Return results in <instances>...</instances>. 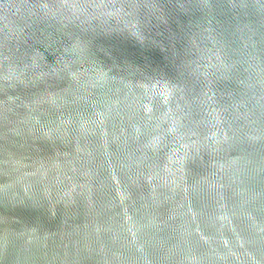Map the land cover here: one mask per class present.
Segmentation results:
<instances>
[{
	"label": "water",
	"instance_id": "95a60500",
	"mask_svg": "<svg viewBox=\"0 0 264 264\" xmlns=\"http://www.w3.org/2000/svg\"><path fill=\"white\" fill-rule=\"evenodd\" d=\"M0 264H264V0H0Z\"/></svg>",
	"mask_w": 264,
	"mask_h": 264
}]
</instances>
